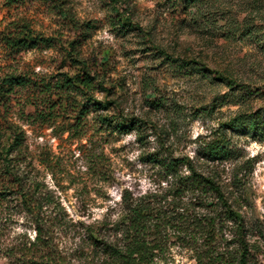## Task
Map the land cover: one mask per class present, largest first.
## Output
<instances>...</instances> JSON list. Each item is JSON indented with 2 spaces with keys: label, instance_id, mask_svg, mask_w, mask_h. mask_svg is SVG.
<instances>
[{
  "label": "rangeland",
  "instance_id": "obj_1",
  "mask_svg": "<svg viewBox=\"0 0 264 264\" xmlns=\"http://www.w3.org/2000/svg\"><path fill=\"white\" fill-rule=\"evenodd\" d=\"M115 7L109 0H0V30L13 21L54 38L50 48L17 53L0 43V139L10 127L21 133L13 174L0 168V264H113L93 253L86 227L113 219L124 189L138 195L164 187L151 160L167 155L213 171L256 245L254 264H264V0H121ZM115 12L140 31L121 29ZM72 40L92 67L103 59L98 72L110 91L89 96L110 101L107 110L83 115L78 91L62 102L58 90H44L79 71L69 58ZM160 51L194 63H171ZM10 75L27 84L3 91ZM105 112L141 126L101 128L97 116ZM214 142L227 153L207 160ZM232 235L230 227L225 237ZM153 264L209 263L169 237Z\"/></svg>",
  "mask_w": 264,
  "mask_h": 264
},
{
  "label": "trees",
  "instance_id": "obj_2",
  "mask_svg": "<svg viewBox=\"0 0 264 264\" xmlns=\"http://www.w3.org/2000/svg\"><path fill=\"white\" fill-rule=\"evenodd\" d=\"M19 1L9 0L10 3ZM120 1L109 0L112 11H116L115 6ZM115 14L121 29L140 31L126 17L121 18L118 12ZM83 27L87 32L89 25L85 23ZM75 42H69L71 51H74L69 53V58L79 64V71L64 74L54 85H45L44 90H58L59 101L62 102L69 100L71 92L78 91L87 102L81 106L86 108L83 115L89 110H107L110 101L89 96L94 90L105 94L110 91L111 86L98 72L103 68V59L98 63L95 61L92 67L91 62L78 57ZM0 43L6 50L17 53L38 46L50 48L54 46V38L35 33L27 25L12 21L0 30ZM160 52L171 63L179 60L180 66H192L194 63ZM218 76L231 84L230 78ZM26 84L24 77L10 75L2 79L1 87L5 86L3 91L11 92L15 86ZM150 104L161 106L163 103L152 100ZM260 120H263L262 117ZM97 122L101 128L123 132L141 126L138 119L127 120L120 114L114 117L108 112L99 114ZM20 136L17 128L10 127L5 141L0 139V168L5 176L13 174L11 154L19 148ZM226 153L222 143L214 142L205 148L203 157L215 160L223 158ZM151 161L160 165L165 186L138 195L124 189L116 216L107 224L103 222L99 228L86 227L87 242L93 253L113 264H153L154 258L165 250L169 237H173L181 246L193 250L198 258L206 257L209 264H254L258 252L256 245L246 239L242 217L228 202L223 186L213 171L202 169L188 156H154ZM229 221L233 222L232 226H229ZM230 227L233 228V235L229 239L225 234ZM219 239L224 241L221 246L218 245ZM39 240L38 230L36 243ZM40 244L47 246L45 241H40Z\"/></svg>",
  "mask_w": 264,
  "mask_h": 264
}]
</instances>
